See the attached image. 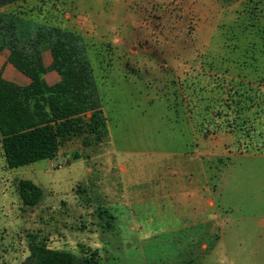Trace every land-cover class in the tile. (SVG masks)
<instances>
[{"label": "rangeland", "instance_id": "1", "mask_svg": "<svg viewBox=\"0 0 264 264\" xmlns=\"http://www.w3.org/2000/svg\"><path fill=\"white\" fill-rule=\"evenodd\" d=\"M6 10L84 37L106 132L14 170L0 144V264H23L34 236L103 264H264V0H28ZM252 46L258 73L245 64ZM0 72L13 78L6 53ZM180 175L215 203L187 230L189 212L163 207L162 187ZM21 180L41 189L35 207L23 205Z\"/></svg>", "mask_w": 264, "mask_h": 264}, {"label": "trees", "instance_id": "2", "mask_svg": "<svg viewBox=\"0 0 264 264\" xmlns=\"http://www.w3.org/2000/svg\"><path fill=\"white\" fill-rule=\"evenodd\" d=\"M27 1L0 0V57L8 53V65L29 80L27 85L19 84L0 72V144L10 170L53 160L64 142L75 138L85 142L98 131L106 132L103 100L84 37L23 11L6 10ZM258 33L263 34L264 47V29ZM252 47L246 58L251 63L245 64L258 73V48ZM46 53L52 56L49 66L44 61ZM50 72L58 73L61 81L49 85L46 75ZM263 75L257 79L264 80ZM19 193L25 207H35L42 199L41 189L28 180L20 181ZM38 238L32 237L30 255L23 264H103L97 253L79 257L51 249Z\"/></svg>", "mask_w": 264, "mask_h": 264}, {"label": "crops", "instance_id": "3", "mask_svg": "<svg viewBox=\"0 0 264 264\" xmlns=\"http://www.w3.org/2000/svg\"><path fill=\"white\" fill-rule=\"evenodd\" d=\"M6 56H8V53H6ZM44 61L45 64L46 62H48V65L46 64V66L51 65L52 59H50L49 53H46L44 55ZM8 66L11 75H13L12 76L13 78L10 79L11 81L23 85L29 84L28 79L23 78L10 65ZM46 80L49 85H54L60 82L61 78L58 75V73L50 72L49 74L46 75ZM76 139L78 141L77 144H79V147L82 148L83 146L81 144L82 143L84 144L85 142L83 141V139L81 140L80 138H75L71 140L69 144L73 143V141ZM162 188L164 189V195L162 197L164 200H166V204H164L163 207H165V205L166 206L170 205L171 207L182 209L184 213L185 212L190 213L189 219L192 221V223L190 222V220L184 222L183 226L181 227L183 229L181 230L194 228L195 222L193 220V217L195 216L199 217L201 211L203 210L211 211V209L213 210V208L215 207L214 200L210 194V188L207 187L202 188V186L199 184V181H197V183L195 184V180H193L192 176H187V175L171 176L168 179V185L166 184ZM199 246H200L199 249L204 252H207L210 249L209 245H207L205 242L203 243L200 242Z\"/></svg>", "mask_w": 264, "mask_h": 264}]
</instances>
